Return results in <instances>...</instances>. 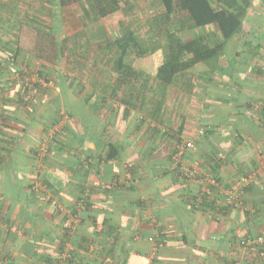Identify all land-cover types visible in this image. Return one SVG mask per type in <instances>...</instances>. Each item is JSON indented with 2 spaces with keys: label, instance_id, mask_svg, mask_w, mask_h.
Returning <instances> with one entry per match:
<instances>
[{
  "label": "crops",
  "instance_id": "crops-1",
  "mask_svg": "<svg viewBox=\"0 0 264 264\" xmlns=\"http://www.w3.org/2000/svg\"><path fill=\"white\" fill-rule=\"evenodd\" d=\"M242 49L227 61L248 75L243 124L186 146L150 106H101L75 82L30 84L23 104L2 48L0 264H264V68L254 52L237 65Z\"/></svg>",
  "mask_w": 264,
  "mask_h": 264
},
{
  "label": "rangeland",
  "instance_id": "rangeland-1",
  "mask_svg": "<svg viewBox=\"0 0 264 264\" xmlns=\"http://www.w3.org/2000/svg\"><path fill=\"white\" fill-rule=\"evenodd\" d=\"M11 2V0L8 2L0 0V35L2 39L4 36L8 39L12 37L15 40L13 35H17L18 31L23 32L20 30L21 23L32 21L41 30L51 31V34L44 35L45 40L52 39L48 42V46L52 41L62 44L58 64L55 67H50L43 63V60L34 58L32 52L27 54L26 48L22 50L16 63L11 60L7 63L9 80L15 81L22 78L24 83L27 80L25 84L35 81L48 86L60 81L58 75L60 74L64 76L65 83L73 79L72 81L76 85L83 86L76 89L79 94L82 92L83 95H89L92 98L106 96L116 82L119 73L122 54L120 50H115L107 45V42L120 37L126 27H130L137 35H143L146 32V18L160 8L158 0H93L98 17L85 19L83 26L76 33L78 45L67 50L63 42L68 45L71 40V31L62 27L56 31V28L52 27L58 24L55 0H15L14 3ZM255 3H258V6L251 13L254 15V21H244L243 30L227 41L226 50L221 55L222 62L227 63L223 69L224 72H229L234 65L233 61H227L233 52L243 48L240 57L237 58L238 62H236L240 67L244 63H239L246 60L250 56V52H254V48L249 47L248 44L244 45L246 42L244 40L251 41L253 46L257 44V52L252 53L251 58L255 61L254 65L261 67L262 63L264 68V45L261 44L264 42L259 38L261 35L264 37V6L259 0H256ZM242 33L245 36H242ZM30 34L31 36L24 38L23 41L26 47L31 46L35 37L36 39L43 37L40 33L33 31ZM246 34H248V39H244L247 37ZM246 51L248 54H245ZM0 55L6 57V53ZM161 62L162 56L159 52L137 56L133 62V68L139 74L133 81L143 96L150 97L153 103L156 102L155 105L161 104L162 112H160L159 118H162V114L163 117H168L167 109L169 108L173 109L172 113L176 114L172 121L164 119L165 122L157 120L154 121L155 123L161 122L162 127L167 130L171 127H173L171 130H175L183 120L185 132L182 136L185 139L188 138V141L185 142L186 146H188L187 143L189 146L196 144L202 133L201 128L207 123H220L221 128H228L231 125L232 129L241 126L240 123L243 124V121L238 117L236 120L231 118L234 112L237 114V112L241 113L246 109L245 106L240 105L237 108L238 104H236L235 98L237 96L245 97L246 91L249 92L250 88L242 86L243 89H240L234 84L235 80L240 82H242L240 79L245 80V77L248 76L246 73L240 74V78L226 77L219 71L207 74L209 67L199 63L173 77L168 85L161 81ZM244 65L248 67V61ZM247 72L252 73L253 78L260 76L253 70ZM123 88L125 89V86ZM27 94V96L31 95ZM222 98H228V101L232 99L233 104L223 103L220 100ZM139 112L146 114L144 117L148 118L152 113L156 114L154 111L150 114L147 108H141ZM182 116L183 119H181ZM168 123L170 127H167ZM182 136L181 140L183 141ZM234 142L239 143L240 137L234 136Z\"/></svg>",
  "mask_w": 264,
  "mask_h": 264
},
{
  "label": "trees",
  "instance_id": "trees-1",
  "mask_svg": "<svg viewBox=\"0 0 264 264\" xmlns=\"http://www.w3.org/2000/svg\"><path fill=\"white\" fill-rule=\"evenodd\" d=\"M12 3L15 0H11ZM118 1V0H115ZM160 8L157 12L152 13L146 18V32L143 35H137L130 27H126L121 36L114 41H108L113 49L120 50L121 62L119 64V73L116 77V82L111 87L108 94L101 95V106L106 103L111 104L117 101L119 104L133 106L134 102L141 105V108L151 107L157 114L161 111V104L153 103L150 97L143 96V93L136 87L135 81L137 74L133 68L135 57L146 53L159 52L162 56L161 62V81L164 84H170L173 77L184 73L186 70L194 67L199 63H203L209 67L207 74L214 71H219L224 76L231 78V72H224V67L227 63L222 62L221 55L225 52L227 41L235 34L240 33L243 20L255 0H158ZM57 4L58 24L54 28L58 31L61 27L71 31L70 42L63 44L65 49H72L77 44V30L83 26L85 19H96L98 17L97 9L93 0H55ZM78 7V8H77ZM59 25V26H58ZM50 28V27H49ZM53 29V28H52ZM23 32H17L14 35L15 40L2 44L0 40V50L4 48L8 52V59L16 63L21 50L28 53H33V57L43 60V63L52 67L58 64L61 44L58 41L48 42L52 39L45 40V34H51V31L41 30L32 21H23L21 29ZM40 33L43 37H39L31 43V46L24 45V38L31 36L30 32ZM54 35V34H53ZM244 37V39H248ZM246 41V42H245ZM245 44L254 48V53L257 52L255 46L249 40H244ZM12 45V46H10ZM8 46V49H7ZM258 47V46H257ZM3 62L0 60V71L3 69ZM7 70L9 67L7 66ZM233 70V69H232ZM59 75V80L65 82L63 75ZM73 80V79H72ZM69 81L71 84L73 81ZM27 83V80H25ZM21 85L24 89V95H20L22 103L28 101L27 88L31 89L30 84L38 87L41 83L30 81L25 84L20 79L13 81ZM125 86V89L123 88ZM81 85H76V89H80ZM122 88V89H120ZM76 91V90H75ZM78 92V91H77ZM223 103L229 102L228 99H220ZM153 104H150V103ZM94 104V103H93ZM158 109V110H157ZM127 110V109H126ZM171 108L167 109L168 117L162 114L163 120L172 121L175 113H172ZM179 116V115H178ZM181 116V115H180ZM179 116V117H180ZM183 119V116L181 117ZM165 122V121H164ZM184 121H180L177 129L169 128L168 137L173 143H181V134L184 129ZM170 127L169 123L168 126ZM218 126L214 123H207L201 128V135L196 143H204L211 145L212 134ZM176 131V132H175ZM110 146H113L109 143ZM116 155L110 153L108 156Z\"/></svg>",
  "mask_w": 264,
  "mask_h": 264
},
{
  "label": "built area",
  "instance_id": "built-area-1",
  "mask_svg": "<svg viewBox=\"0 0 264 264\" xmlns=\"http://www.w3.org/2000/svg\"><path fill=\"white\" fill-rule=\"evenodd\" d=\"M187 145L189 146V143H187ZM258 244H259L260 246H264V237H259V239H258ZM261 253H263V252H261Z\"/></svg>",
  "mask_w": 264,
  "mask_h": 264
}]
</instances>
